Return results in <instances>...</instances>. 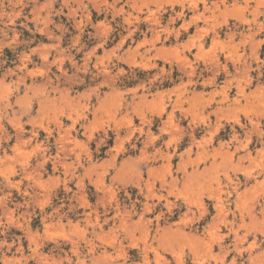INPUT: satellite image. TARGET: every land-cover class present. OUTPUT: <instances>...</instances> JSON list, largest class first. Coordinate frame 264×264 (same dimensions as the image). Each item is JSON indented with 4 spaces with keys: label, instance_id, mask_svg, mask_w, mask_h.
I'll return each mask as SVG.
<instances>
[{
    "label": "rangeland",
    "instance_id": "1",
    "mask_svg": "<svg viewBox=\"0 0 264 264\" xmlns=\"http://www.w3.org/2000/svg\"><path fill=\"white\" fill-rule=\"evenodd\" d=\"M0 264H264V0H0Z\"/></svg>",
    "mask_w": 264,
    "mask_h": 264
}]
</instances>
